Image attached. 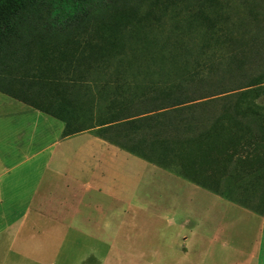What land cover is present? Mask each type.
<instances>
[{
    "label": "trees",
    "instance_id": "obj_1",
    "mask_svg": "<svg viewBox=\"0 0 264 264\" xmlns=\"http://www.w3.org/2000/svg\"><path fill=\"white\" fill-rule=\"evenodd\" d=\"M0 90L264 216V0H0Z\"/></svg>",
    "mask_w": 264,
    "mask_h": 264
},
{
    "label": "crops",
    "instance_id": "obj_2",
    "mask_svg": "<svg viewBox=\"0 0 264 264\" xmlns=\"http://www.w3.org/2000/svg\"><path fill=\"white\" fill-rule=\"evenodd\" d=\"M49 117L56 118L0 90V264H96L116 257L124 264H152L150 259L170 264L169 259L181 255V260H191L205 238L197 237L203 223H190L189 214L165 221L172 235L161 232L162 246L151 253L153 258L146 239L133 241L124 229L132 223L126 220L127 209L153 206L133 202L131 196L162 197L154 202L162 220L165 207L176 213L174 203L167 204L163 197L168 185H192L256 214L257 251L240 264H260L264 216L92 130L63 137L65 122L56 118L62 123H53ZM117 201L123 202L121 208L116 209ZM100 223H105L106 238Z\"/></svg>",
    "mask_w": 264,
    "mask_h": 264
},
{
    "label": "rangeland",
    "instance_id": "obj_3",
    "mask_svg": "<svg viewBox=\"0 0 264 264\" xmlns=\"http://www.w3.org/2000/svg\"><path fill=\"white\" fill-rule=\"evenodd\" d=\"M189 1L177 0L178 3H188ZM49 118L53 123H62L56 118ZM170 181L171 179H166L165 183ZM165 190H168V193L163 197L167 204L174 203L176 213L165 207L162 212L164 220L159 218L158 214L161 212L156 213L154 206V202L162 197L155 195L129 197L133 202L142 204L152 202L153 205L152 208L149 207L142 211L134 208L127 209L126 220L131 219L132 223H127L126 228H124L133 241L146 239L144 245L147 247L149 258H153L154 254L151 253L155 252L157 247L162 246L161 232H167L168 236L172 235L167 229L165 221L180 220L188 214L191 218L190 223H203L202 226L197 228V232L200 231L201 234H197V237H203L205 240L201 241V249L196 247L195 251L193 250L190 257L191 260L186 259V261H183L181 260L183 255H181L180 259H169L170 264H240L256 254L257 242L260 240L258 229L260 218L256 214L231 206L222 197H218L209 191L195 188L192 185H168L165 186ZM122 205V201L120 203L117 201L116 209L121 208ZM99 227L102 232L104 231V237L106 238L105 223H100ZM121 241L118 238L117 244ZM103 248L104 252L101 251V254L106 256L108 251L105 250L106 247ZM119 252L117 250V255H119ZM261 252L262 259L259 263L264 264V244ZM94 262L96 264H124L125 261L116 257ZM148 262L155 263L151 259Z\"/></svg>",
    "mask_w": 264,
    "mask_h": 264
}]
</instances>
